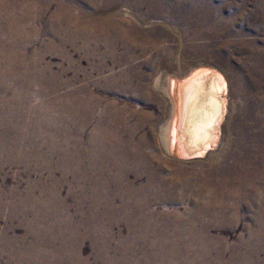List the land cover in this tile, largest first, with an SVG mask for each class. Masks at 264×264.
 Returning <instances> with one entry per match:
<instances>
[{"label": "rangeland", "instance_id": "obj_1", "mask_svg": "<svg viewBox=\"0 0 264 264\" xmlns=\"http://www.w3.org/2000/svg\"><path fill=\"white\" fill-rule=\"evenodd\" d=\"M36 1L37 0H34V1L33 0H24V1L23 0H0V44H1L0 45V78H1L0 79V109L2 108L0 111V113L2 112L0 114V118L2 119V120L0 119V130H1L0 131V203H1L0 204V230H1L0 231V264H16V263H19V264H37V263L38 264H79V263L80 264H85V263L86 264H110V263L111 264H118V263L119 264H124V263L125 264H133V263L134 264H147V263L148 264H168V263L180 264V259L181 261H183L181 262V264H188V263L189 264L190 263L191 264H217L218 263L217 257L224 259L223 260L224 262L225 261L229 262V257L230 255H232V250L236 249L235 245L238 242L248 244V249L253 248L252 247L253 243L250 242V240L249 242L248 241L243 242L241 239L238 238L240 232L242 231L244 227V224L248 221L247 214L250 213L249 210L244 209L245 207L243 205L241 206L242 208L241 207L239 209L235 208L233 209V211L230 210L231 206L233 207V205L235 204H233L232 200L228 198L230 197L228 195V185H230L229 183L232 184L234 182L231 181L232 178H229L228 185L226 186L222 184L220 185L221 175L215 174L211 172L209 169L207 170V168L211 167L208 164V162H199L197 164L196 163L184 164L185 170L181 168L183 170L179 173H176V171H174V167L170 168L171 170L163 169L164 171L158 172V169L162 168L160 165H158V169L155 172L157 173L156 177H159V178L156 181V185L157 184L158 185L157 186L155 185L154 196L144 195L142 199L138 201V203L133 202L135 204H131V205L126 204V207L125 206L123 207L120 205L119 206L106 205L102 203L99 198H96L95 201L97 202H95L91 206L90 204H87V203H83V202L77 203L75 201L74 194L72 193L73 192L72 185L74 183L73 177H72V128H71L72 127V119H71L72 118L71 117L72 116V113H71L72 100L69 99L71 98L70 96L69 97L67 96L69 94H72V54L74 53V51L72 47L71 26L73 27L75 24L77 25V23L75 22H73L72 24L73 17H75L76 15L80 13V11L82 10V7L86 11H88L91 8L89 5L87 6L88 3H86L85 1H81L77 3L76 7L75 5L72 4V0H50V1L40 0V2L38 3H36ZM108 1L112 3V6H111L112 8L110 7V11H108L106 16H104V21L105 20L106 21L105 23H103V25L108 26L109 29L111 28V30L117 34H120V33L126 34L128 31L129 32L127 34L131 33L129 35L130 41H128L127 44L136 47V51H137L136 55L134 56L133 62L139 64L140 66L139 70L142 73L147 74L149 76V79L151 78V76H154V74L157 72L162 58L165 55H167V53L169 52L172 54L173 57L175 58L179 57L183 62L193 63L195 61L196 62L205 61V62L213 63L212 66H215V67L219 66L222 70H224V72L226 73L230 81V86H228L229 88L227 87V92H226V95L229 96V97L227 96L229 98V99L227 98V107L228 106L229 107L226 110L225 117H227L231 111L232 113H234V110H232V104L233 102L234 103L236 102L237 97H238L237 94L235 93L236 92L235 79L237 77H243L244 79H246L247 81L245 82L247 84L246 85L247 87L245 86V88H247L246 89L247 97L248 98L250 97L249 99L253 97L254 98L257 97V100H256L257 104L255 105V110H254L255 113L254 111H252L251 117L248 120H246V124H247L246 131L248 132L249 135H252V136L257 135L256 131L258 130L256 129V126H255L256 124H255L254 119L257 115H259L262 119H264V117H262L264 116V112H261V107H259V103H258L259 96L262 95L261 97H264L263 95L264 91L262 89L260 90L262 86V80H259L258 78L255 80L252 77L253 76L251 73L252 64L250 65L251 62L248 61L249 58L247 56V53L248 51H250L249 49L251 48L253 49V51L257 52V55L259 56V58H261L262 55L264 57V8L258 9L257 7V5H259L258 0L256 1L241 0L243 2L242 4L240 3L241 2L240 0H222V1L221 0H193L194 2H192L191 0H181V1L179 0L177 1L176 0H166V1L165 0L163 1L162 0H108ZM101 2H106V0H102ZM255 3L256 5H254ZM16 5L17 6L19 5V6L17 7ZM260 5L262 6L264 4L262 3ZM245 6L249 8V10ZM61 8L63 10H61ZM60 14L61 16L59 17ZM117 21L122 24L117 23ZM50 26L53 28H51ZM187 26L188 28H186ZM191 27L193 28V30ZM243 39H245V41ZM209 41L210 43H208ZM101 49L103 50L104 48H102L101 46ZM217 56H219L220 58ZM11 57H12V60H11ZM95 58H97V56ZM216 58H219V59H216ZM252 62H254V60ZM40 69L41 71H45V74L43 76L40 74ZM96 74H97L96 72L92 73V79L100 78L101 75L99 76ZM55 76L57 77V80L65 83V87L62 89L56 90L57 92L56 91L52 92L51 90H44V91L42 90L43 91L42 92L39 90L38 85H35L34 80H39V79L44 78V79H49L51 81H54ZM29 83L31 85H28ZM151 90L154 91L152 89V86H151ZM229 94H231L232 98ZM56 103H58V105ZM4 114L5 116H3ZM154 115L159 121L161 110L155 109ZM4 121H6V123ZM34 125L36 126V128ZM261 126L264 130V124H262ZM68 128L70 132L68 131ZM46 129H47V132H46ZM229 130H230V127H229ZM62 131L63 133H66L67 135H63ZM223 134L225 135V133ZM224 137H223V141H221L219 145V148H221L225 143ZM246 145L248 146L249 144H246ZM169 167H172V166H169ZM198 167H202L203 169L206 168V170H202L200 173V171H198ZM218 173H221V172H218ZM168 175H171L173 177L168 176ZM262 175L263 177L261 179V184H264L263 182L264 181V171L262 172ZM185 178L187 180L186 182L184 181ZM173 181L175 182L173 183ZM181 182L182 183L185 182V183L182 184ZM206 184L209 186H207ZM223 186L225 188V192L223 190ZM219 192H220V195H219ZM42 193L45 195H43ZM75 193L76 194L80 193L78 188H75ZM215 194H217V197H215L216 196ZM12 195L14 196V198ZM108 195L109 197L113 196V194L109 191H108ZM248 196L250 197V198L248 197V200L249 202H251V200L253 199V196L252 195H248ZM199 197L201 201L199 200ZM204 197H207V199ZM158 200L160 201L158 202ZM196 200H199V201L197 202ZM241 202L243 201H240V203ZM205 203L207 205H205ZM88 205H89V208H88ZM223 205H226V206H223ZM226 212H228V214ZM172 216H174L175 219ZM183 217L184 218L186 217V218L184 219ZM46 218H48V220ZM89 219H91V222ZM39 220L40 221L42 220V221L40 222ZM85 221L86 222L89 221V223L88 222L85 223ZM151 224L153 225L151 226ZM34 227L35 229H33ZM87 227L89 228V230ZM71 228L72 229L75 228V230L73 229L74 230L73 231ZM146 229L148 232L146 231ZM67 231L71 233H68ZM41 232H44V233H41ZM178 233L180 236H178ZM6 234L7 236H5ZM46 235L48 238L46 237ZM159 236H161L162 238ZM164 237H166V239ZM156 238H157V241H156ZM67 239H70V240L66 241ZM79 239H81V242ZM82 239H83V242H82ZM164 239H165V242L163 241ZM186 239H188V241ZM201 239H203L204 241ZM4 241L7 245L4 243ZM120 241L123 243H121ZM65 242H67L68 244H66ZM74 242L76 245L74 244ZM167 243H168V246H167ZM170 243H172V245ZM9 244H11L12 246ZM128 246H130V248ZM213 246L215 248H213ZM38 247L41 249H38ZM62 247L64 250L62 249ZM56 249L58 251H56ZM155 249H157L158 251H156ZM165 249H168V250H165ZM26 252L28 255L26 254ZM79 253L81 257L79 256ZM76 255H77V258H76ZM23 256L26 257V259H24ZM119 258H121L122 260L121 259L119 260ZM21 259H22V262H21ZM163 260L164 261L166 260V261L163 262ZM226 262L225 264H229Z\"/></svg>", "mask_w": 264, "mask_h": 264}, {"label": "bare ground", "instance_id": "obj_2", "mask_svg": "<svg viewBox=\"0 0 264 264\" xmlns=\"http://www.w3.org/2000/svg\"><path fill=\"white\" fill-rule=\"evenodd\" d=\"M24 1V0H23ZM34 1V0H33ZM50 1V0H48ZM85 1L90 8L82 10L73 17L77 23L72 29V177L73 194L77 203L94 204L95 199L106 205L125 206L138 203L144 195L154 196L158 172L171 170L176 173L184 169V164L208 162L209 169L220 174V185H228V195L233 207L242 205L249 210L248 221L244 224L238 238L248 244L237 243L232 250L229 264H264V184H261L264 171V119L255 115L257 135L246 131V120L255 110L257 97L249 99L247 85L243 77L235 79L237 100L232 104V111L224 122V105L219 100L221 77L214 69L202 68L213 63L195 61L183 62L169 52L165 55L154 76L139 70L134 63L136 47L127 44L129 35L117 34L104 26V16L110 11L112 3L106 0H72V4ZM163 1V0H162ZM166 1V0H165ZM177 1V0H176ZM175 1V2H176ZM181 1V0H179ZM194 2L193 0H191ZM222 1V0H221ZM241 1V0H240ZM253 1V0H252ZM256 1V0H254ZM15 2V1H14ZM40 2L37 0L36 3ZM43 2V1H42ZM71 2V1H70ZM118 2V1H117ZM190 2V1H188ZM198 2V1H197ZM228 2V1H227ZM226 2V3H227ZM21 3V2H20ZM50 3V2H49ZM48 3V4H49ZM69 3V2H68ZM153 3V2H152ZM170 3V2H169ZM185 3V2H184ZM243 3L242 1L240 2ZM253 3V2H252ZM263 0H258L257 7L264 8ZM9 4V3H8ZM19 4V3H18ZM44 4V3H43ZM64 4V3H63ZM135 4V3H134ZM175 4V3H174ZM199 4V3H198ZM208 4V3H207ZM214 4V3H213ZM221 4V2H220ZM246 4V3H245ZM251 4V3H250ZM15 5V4H14ZM28 5V4H27ZM61 5V4H60ZM65 5V4H64ZM82 5V4H81ZM84 5V4H83ZM115 5V4H114ZM170 5V4H169ZM206 5V4H205ZM204 5V6H205ZM219 5V4H218ZM223 5V4H222ZM225 5V4H224ZM256 5V3L254 4ZM17 6V5H16ZM19 6V5H18ZM17 6V7H18ZM43 6V5H42ZM41 6V7H42ZM45 6V5H44ZM178 6V5H177ZM15 7V6H14ZM48 7V6H47ZM60 7V6H58ZM79 7V6H78ZM85 7V6H84ZM211 7V6H210ZM239 7V6H238ZM246 7V6H245ZM10 8V7H9ZM38 8V7H37ZM57 8V7H56ZM81 8V7H80ZM88 8V7H86ZM112 8V7H111ZM200 8V7H199ZM247 8V7H246ZM45 9V8H43ZM67 9V8H66ZM185 9V8H184ZM214 9V8H213ZM249 10V8H247ZM41 10V9H39ZM60 10V9H59ZM61 10H63L61 8ZM175 10V9H174ZM179 10V9H178ZM177 10V11H178ZM240 10V9H239ZM244 10V8H243ZM242 10V11H243ZM43 11V10H42ZM181 12V11H179ZM184 12V11H183ZM200 12V11H199ZM202 12V11H201ZM212 12V11H211ZM261 12V11H260ZM39 13V12H38ZM57 13V12H55ZM59 13V12H58ZM63 13V12H62ZM70 13V12H69ZM222 13V12H221ZM241 13V12H240ZM252 13V12H251ZM258 13V12H257ZM262 13V12H261ZM260 13V14H261ZM7 14V13H6ZM5 14V15H6ZM181 14V13H180ZM216 14V13H215ZM263 14V13H262ZM261 14V15H262ZM52 15V14H51ZM50 15V16H51ZM57 15V14H56ZM65 15V14H64ZM67 15V14H66ZM185 15V14H184ZM210 15V14H209ZM208 15V16H209ZM235 15V14H234ZM253 15V14H252ZM255 15V14H254ZM39 16V14H38ZM49 16V17H50ZM61 14L59 15V17ZM175 16V15H174ZM177 16V15H176ZM205 16V15H204ZM211 16V15H210ZM219 16V15H218ZM217 16V17H218ZM228 16V15H227ZM233 16V15H232ZM256 16V15H255ZM54 17V16H53ZM58 17V16H57ZM58 17V18H59ZM64 17V16H62ZM108 17V16H107ZM113 17V16H111ZM223 17V16H222ZM259 17V16H258ZM66 18V17H65ZM72 18V16H71ZM69 18V19H71ZM115 18V17H114ZM205 18V17H204ZM212 18V17H211ZM106 19V18H105ZM108 19V18H107ZM227 19V18H225ZM256 19V18H255ZM55 20V19H54ZM62 20V19H61ZM65 20V19H64ZM109 20V19H108ZM113 20V19H112ZM111 20V22H112ZM117 20V18H116ZM199 20V19H198ZM253 20V19H252ZM52 21V20H51ZM67 21V20H66ZM120 21V20H119ZM213 21V20H212ZM233 21V20H232ZM235 21V20H234ZM49 22V21H48ZM68 22V21H67ZM116 22V21H115ZM128 22V21H127ZM193 22V20H192ZM200 22V21H199ZM257 22V21H256ZM51 23V22H50ZM62 23V22H61ZM60 23V24H61ZM70 23V22H69ZM117 23H119L117 21ZM214 23V22H213ZM229 23V22H228ZM47 24V23H46ZM49 24V23H48ZM68 24V23H66ZM114 24V23H113ZM112 24V25H113ZM122 24V23H119ZM192 24V23H191ZM202 24V23H201ZM256 24V23H255ZM51 25V24H50ZM53 25V24H52ZM200 25V24H199ZM206 25V24H205ZM221 25V24H220ZM229 25V24H228ZM62 26V25H61ZM59 26V27H61ZM111 26V25H110ZM120 26V25H119ZM196 26V25H195ZM201 26V25H200ZM204 26V25H203ZM51 27V26H50ZM56 27V26H55ZM219 27V26H218ZM227 27V26H226ZM53 28V27H51ZM120 28V27H119ZM133 28V27H132ZM188 28V26L186 27ZM192 28V27H191ZM248 28V27H247ZM129 29V28H128ZM196 29V28H195ZM204 29V28H203ZM226 29V28H225ZM50 30V29H49ZM52 30V29H51ZM60 30V29H59ZM114 30V29H113ZM118 30V29H117ZM134 30V29H133ZM193 30V28H192ZM228 30V29H227ZM195 31V30H194ZM209 31V30H208ZM255 31V30H254ZM59 32V31H58ZM113 32V33H112ZM132 32V31H130ZM134 32V31H133ZM220 32V31H219ZM243 32V31H242ZM257 32V31H256ZM49 33V32H48ZM57 33V32H55ZM54 33V34H55ZM213 33V32H212ZM234 33V32H233ZM232 33V34H233ZM244 33V32H243ZM53 34V35H54ZM194 34V33H193ZM257 34V33H256ZM56 35V34H55ZM212 35V34H211ZM236 35V34H235ZM234 35V36H235ZM242 35V34H241ZM249 35V34H248ZM134 36V35H133ZM132 36V37H133ZM138 36V35H137ZM205 36V34H204ZM207 36V35H206ZM213 36V35H212ZM240 36V35H239ZM260 36V35H259ZM258 36V37H259ZM57 37V36H56ZM60 37V36H59ZM196 37V36H195ZM200 37V36H199ZM230 37V36H229ZM241 37V36H240ZM61 38V37H60ZM206 38V37H205ZM212 38V37H211ZM227 38V37H226ZM232 38V37H231ZM257 38V37H256ZM215 39V38H214ZM222 39V38H221ZM247 39V37H246ZM54 40V39H52ZM139 40V39H138ZM141 40V39H140ZM196 40V39H195ZM206 40V39H205ZM211 40V39H210ZM223 40V39H222ZM236 40V39H235ZM245 41V39H243ZM254 40V39H252ZM134 41V40H133ZM213 41V40H212ZM226 41V40H225ZM234 41V40H233ZM251 41V40H250ZM3 42V41H1ZM220 42V41H219ZM232 42V41H231ZM135 43V42H134ZM207 43V42H206ZM210 43V41L208 42ZM222 43V42H221ZM225 43V42H224ZM228 43V42H227ZM254 43V42H253ZM18 44V43H17ZM121 44V45H119ZM132 44V43H131ZM141 44V43H140ZM213 44V43H212ZM219 44V43H218ZM230 44V43H229ZM249 44V43H248ZM1 45V44H0ZM201 45V44H200ZM234 45V44H232ZM243 45V44H242ZM250 45V44H249ZM258 45V44H257ZM261 45V44H260ZM3 46V45H2ZM5 46V45H4ZM104 48L103 50L101 49ZM219 46V45H218ZM228 46V45H227ZM230 46V45H229ZM9 48V47H8ZM147 48V47H146ZM212 48V47H211ZM250 48V46H249ZM261 48V47H260ZM142 49V48H141ZM248 49V48H247ZM7 50V48H6ZM12 50V49H11ZM207 50V49H206ZM247 56L251 62L252 77L262 80L264 91V57L261 58L253 49ZM12 52V51H11ZM10 52V53H11ZM202 52V51H201ZM221 52V51H220ZM6 53V52H5ZM205 53V52H203ZM209 53V52H208ZM246 53V52H245ZM7 54V53H6ZM145 54V53H144ZM223 54V53H222ZM139 55V54H138ZM137 55V56H138ZM218 55V54H217ZM220 55V53H219ZM227 55V54H226ZM236 55V54H235ZM261 55V54H260ZM2 56V55H1ZM97 56V58H95ZM141 56V55H140ZM213 56V55H212ZM8 57V56H7ZM18 57V55H17ZM219 57V56H217ZM235 57V56H234ZM240 57V56H239ZM10 58V57H9ZM215 58V57H214ZM220 58V57H219ZM216 58V59H219ZM3 59V58H2ZM7 59V58H5ZM226 59V58H225ZM254 60V62L251 61ZM12 60V57H11ZM6 61V60H5ZM244 61V60H243ZM242 61V62H243ZM19 63V62H18ZM147 63V62H146ZM225 64V63H224ZM4 65V64H3ZM15 65V64H14ZM19 65V64H18ZM28 65V64H27ZM31 65V64H30ZM149 65V64H148ZM23 66V65H22ZM217 66V65H216ZM6 67V66H5ZM34 67V66H33ZM215 67V66H214ZM218 67V68H217ZM230 86L228 76L219 66ZM241 67V66H240ZM16 68V67H15ZM19 68V67H18ZM22 68V67H21ZM13 69V67H12ZM143 69V68H142ZM150 69V68H149ZM237 69V68H236ZM2 70V69H1ZM11 70V69H10ZM17 70V69H16ZM34 70V69H33ZM250 70V69H249ZM15 71V70H14ZM20 71V70H19ZM101 75L92 79V73ZM3 72V71H2ZM38 72V71H37ZM56 72V71H55ZM21 73V72H20ZM23 73V72H22ZM28 73V72H27ZM235 73V72H234ZM237 73V72H236ZM43 76L45 71H41ZM55 74V73H54ZM59 74V73H58ZM23 75V74H22ZM28 75V74H27ZM37 75V74H36ZM250 75V74H249ZM17 76V75H16ZM251 76V75H250ZM15 77V76H14ZM18 77V76H17ZM31 77V76H30ZM13 78V77H12ZM27 78V77H26ZM1 79V78H0ZM5 80V79H4ZM2 80V81H4ZM33 80V79H32ZM31 80V81H32ZM40 91H56L65 87L64 82L49 79L34 80ZM223 82V81H222ZM4 83V82H3ZM9 83V82H8ZM17 83V82H16ZM26 83V82H25ZM250 84V83H249ZM22 85V84H21ZM28 85H31L30 83ZM152 89L154 91L151 90ZM29 87V86H28ZM27 87V88H28ZM31 87V86H30ZM247 87V86H246ZM249 87V86H248ZM256 87V86H255ZM229 88V87H228ZM38 89V88H37ZM231 89V88H230ZM8 90V89H7ZM25 90V89H24ZM33 90V89H32ZM253 90V89H252ZM4 91V90H3ZM16 91V90H15ZM26 91V90H25ZM42 91V92H43ZM256 91V90H255ZM258 91V90H257ZM41 92V93H42ZM57 92V91H56ZM68 92V91H67ZM250 92V91H249ZM254 92V91H253ZM34 93V92H33ZM40 94V93H39ZM65 94V93H64ZM38 95V94H37ZM231 96V94H229ZM264 95V94H263ZM228 96V95H227ZM262 96V95H261ZM259 96L258 103L264 112V97ZM13 97V96H12ZM229 97V96H228ZM227 97V98H228ZM14 98V97H13ZM19 98V97H18ZM61 98V97H60ZM226 98V97H225ZM232 98V96H231ZM11 99V98H10ZM23 99V98H22ZM59 99V98H58ZM229 99V98H228ZM6 100V99H5ZM13 100V99H12ZM63 100V99H62ZM235 100V99H234ZM68 101V100H67ZM229 101V100H228ZM17 102V101H16ZM59 102V101H58ZM63 102V101H62ZM65 102V101H64ZM69 102V101H68ZM10 103V102H9ZM14 103V102H13ZM237 103V104H236ZM5 104V103H4ZM7 104V103H6ZM58 105V103H56ZM156 104V106H155ZM69 105V103H68ZM67 105V106H68ZM7 106V105H6ZM45 106V105H44ZM66 106V105H65ZM60 107V106H59ZM58 107V108H59ZM62 107V106H61ZM222 107V109H221ZM46 108V107H45ZM67 108V107H65ZM2 109V108H1ZM0 109V111H1ZM41 109V108H40ZM48 109V108H47ZM62 109V108H61ZM160 109L158 119L154 110ZM221 109V111H220ZM230 109V108H229ZM9 110V109H8ZM46 110V109H45ZM44 110V111H45ZM19 111V110H18ZM36 111V110H35ZM61 111V110H60ZM63 112V110H62ZM67 112V111H66ZM69 112V110H68ZM2 113V112H1ZM0 113V114H1ZM9 113V112H7ZM13 113V112H12ZM11 113V114H12ZM39 113V112H37ZM65 113V112H64ZM255 113V111H254ZM69 114V113H68ZM263 114V113H262ZM261 114V115H262ZM5 116V114L3 115ZM8 116V115H7ZM6 116V117H7ZM68 116V115H67ZM264 117V116H262ZM9 118V117H8ZM39 118V117H38ZM70 118V117H68ZM1 119V118H0ZM2 120V119H1ZM40 120V119H39ZM158 121V122H157ZM6 123V121H4ZM3 122V123H4ZM43 122V121H42ZM69 122V121H68ZM157 122V123H156ZM233 122V123H232ZM221 123V125H220ZM2 124V123H1ZM51 124V123H50ZM70 124V123H69ZM7 125V124H6ZM58 125V124H57ZM13 126V125H12ZM15 126V124H14ZM13 126V127H14ZM31 126V125H30ZM35 126V125H34ZM46 126V125H45ZM32 127V126H31ZM44 127V126H43ZM48 127V126H47ZM46 127V128H47ZM218 127L219 131H215ZM230 127V130H229ZM8 128V127H7ZM30 128V127H29ZM36 128V126H35ZM63 128V127H62ZM254 128V127H253ZM57 129V128H56ZM5 130V129H4ZM18 130V129H17ZM52 130V129H51ZM58 130V129H57ZM63 130V129H62ZM1 131V130H0ZM9 131V130H8ZM39 131V130H38ZM44 131V130H43ZM69 131V128H68ZM47 132V129H46ZM57 132V131H56ZM61 132V131H60ZM70 132V131H69ZM6 133V132H5ZM63 133V131H62ZM225 133V135L223 134ZM50 134V132H49ZM60 134V133H59ZM13 135V134H12ZM42 135V134H40ZM47 135V134H46ZM63 135H67L63 133ZM49 136V135H48ZM51 136V135H50ZM70 136V134H69ZM68 136V137H69ZM225 136V137H224ZM3 137V136H1ZM61 137V136H60ZM65 137V136H64ZM224 145L219 148L221 141ZM46 138V136H45ZM50 138V137H49ZM70 138V137H69ZM66 139V138H65ZM48 140V138H47ZM66 144V143H65ZM246 144H249L248 146ZM252 144V145H251ZM64 148V147H63ZM67 150V149H66ZM67 153V151H66ZM70 157V156H69ZM188 160V162H187ZM203 164V163H201ZM168 166V167H167ZM172 166V167H169ZM183 168V169H181ZM173 170V169H172ZM185 170V169H184ZM188 170V169H187ZM206 168L198 167V171ZM195 171V170H194ZM197 171V170H196ZM221 172V173H218ZM156 173V174H155ZM188 173V172H187ZM199 173V174H200ZM191 174V173H189ZM193 174V173H192ZM198 175V174H197ZM226 175V176H225ZM167 176V175H166ZM171 176V175H168ZM186 176V175H185ZM194 176V175H193ZM212 176V175H211ZM173 177V176H171ZM179 177V176H178ZM189 177V175H188ZM196 177V176H195ZM201 177V176H200ZM210 177V176H209ZM144 178V179H143ZM177 178V177H176ZM170 179V177H169ZM182 179V178H181ZM191 180V179H190ZM213 180V179H212ZM161 181V180H160ZM169 181V180H168ZM187 181L186 178L184 180ZM196 181V180H195ZM175 181H173L174 183ZM177 182V181H176ZM180 182V181H179ZM184 182V183H185ZM192 182V181H190ZM197 182V181H196ZM264 182V181H263ZM166 183V182H165ZM182 183V182H181ZM182 183V184H184ZM188 183V182H187ZM195 183V182H194ZM215 184V183H214ZM158 185V184H157ZM156 185V186H157ZM176 185V184H175ZM207 185V184H206ZM160 186V184H159ZM171 186V185H170ZM187 186V185H186ZM209 186V185H207ZM223 190L225 192V188ZM151 187V188H149ZM154 187V188H153ZM169 187V186H168ZM78 188L80 193H75ZM110 188V190H109ZM166 188V186H165ZM175 188V187H174ZM173 188V189H174ZM185 188V187H184ZM203 188V186H202ZM172 189V190H173ZM177 189V188H176ZM187 189V187H186ZM211 189V188H210ZM164 190V189H163ZM198 190V189H197ZM203 190V189H202ZM207 190V189H206ZM218 190V189H217ZM108 191L113 194L109 197ZM171 191V190H170ZM182 191V190H181ZM189 191V190H188ZM204 191V190H203ZM211 191V190H209ZM221 191V190H220ZM175 192V191H174ZM183 192V191H182ZM197 192V191H196ZM217 192V191H216ZM28 193V192H27ZM161 193V192H160ZM187 193V192H186ZM209 193V192H208ZM23 194V193H22ZM33 194V193H32ZM43 194V193H42ZM110 194V193H109ZM159 194V193H158ZM171 194V193H170ZM175 194V193H174ZM212 194V193H211ZM45 195V194H43ZM48 195V194H47ZM157 195V194H156ZM183 195V194H182ZM186 195V194H185ZM184 195V196H185ZM201 195V194H200ZM217 197V194H215ZM220 195V192H219ZM248 195H252L251 202ZM13 196V195H12ZM17 196V195H15ZM29 196V195H28ZM160 196V195H159ZM165 196V195H164ZM173 196V195H172ZM187 196V195H186ZM224 196V195H223ZM226 196V195H225ZM251 196V198H252ZM27 197V196H26ZM156 197V196H155ZM183 197V196H182ZM194 197V196H193ZM214 197V196H213ZM227 197V196H226ZM14 198V196H13ZM24 198V197H23ZM190 198V197H188ZM207 199V197H204ZM227 198V199H228ZM250 198V197H249ZM98 199V201H99ZM153 199V198H152ZM160 199V198H159ZM173 199V197H172ZM186 199V198H185ZM193 199V198H192ZM209 199V198H208ZM51 200V199H50ZM151 200V199H150ZM175 200V199H174ZM190 200V199H189ZM200 200V197H199ZM199 200H196L197 202ZM217 200V199H216ZM222 200V199H221ZM13 201V200H12ZM16 201V200H15ZM30 201V199H29ZM143 201V200H142ZM157 201V200H156ZM160 200H158L159 202ZM178 201V200H177ZM180 201V200H179ZM185 201V200H184ZM192 201V200H191ZM201 201V200H200ZM220 201V200H219ZM227 201V200H226ZM240 201H243L240 203ZM17 202V201H16ZM48 202V201H47ZM135 202V203H133ZM175 202V201H174ZM181 202V201H180ZM179 202V203H180ZM196 202V203H197ZM208 202V201H207ZM214 202V201H213ZM14 203V202H13ZM18 203V202H17ZM101 203V204H102ZM146 203V202H145ZM152 203V202H151ZM157 203V202H156ZM155 203V204H156ZM161 203V202H160ZM195 203V202H194ZM200 203V202H199ZM222 203V202H221ZM1 204V203H0ZM27 204V203H26ZM148 204V203H147ZM150 204V203H149ZM154 204V203H153ZM184 204V203H183ZM211 204V203H210ZM217 204V203H216ZM226 204V203H225ZM25 205V204H24ZM23 205V206H24ZM44 205V204H43ZM193 205V204H192ZM199 205V204H197ZM205 205H207L205 203ZM213 205V204H212ZM22 206V205H20ZM40 206V205H39ZM42 206V205H41ZM159 206V205H158ZM157 206V207H158ZM194 206V205H193ZM202 206V204H201ZM209 206V205H208ZM211 206V205H210ZM226 206V205H223ZM15 207V206H14ZM26 207V206H25ZM96 207V206H95ZM128 207V206H127ZM143 207V205H142ZM156 207V208H157ZM181 207V206H180ZM12 208V207H11ZM27 208V207H26ZM47 208V207H46ZM89 208V205H88ZM149 208V207H148ZM178 208V207H177ZM183 208V207H182ZM188 208V207H187ZM206 208V207H205ZM204 208V209H205ZM211 208V207H209ZM224 208V207H223ZM222 208V210H223ZM242 208V207H241ZM39 209V208H38ZM42 209V208H41ZM99 209V207H98ZM140 209V208H139ZM152 209V208H151ZM186 209V208H185ZM193 209V208H192ZM214 209V208H213ZM19 210V209H18ZM21 210V209H20ZM25 210V209H23ZM45 210V209H44ZM51 210V209H50ZM95 210V209H93ZM97 210V209H96ZM133 210V209H131ZM130 210V211H131ZM144 210V209H143ZM161 210V209H160ZM194 210V209H193ZM209 210V209H208ZM219 210V209H218ZM228 210V209H227ZM14 211V210H13ZM42 211V210H41ZM90 211V210H89ZM100 211V210H99ZM108 211V210H107ZM110 211V210H109ZM123 211V210H122ZM174 211V210H173ZM184 211V210H183ZM188 211V210H187ZM195 211V210H194ZM225 211V210H224ZM54 212V211H53ZM186 212V211H185ZM208 212V211H206ZM222 212V211H221ZM238 212V211H237ZM13 213V212H12ZM28 213V212H27ZM115 213V212H114ZM134 213V212H133ZM157 213V212H156ZM159 213V212H158ZM171 213V212H170ZM228 214V212H226ZM240 213V212H239ZM17 214V213H16ZM37 214V213H36ZM41 214V213H40ZM80 214V213H79ZM97 214V213H96ZM122 214V213H121ZM169 214V212H168ZM192 214V213H191ZM201 214V213H200ZM10 215V214H9ZM8 215V216H9ZM20 215V214H19ZM52 215V214H51ZM103 215V214H102ZM155 215V214H154ZM167 215V214H166ZM165 215V216H166ZM188 215V214H187ZM210 215V214H209ZM212 215V214H211ZM222 215V214H221ZM235 215V214H233ZM48 216V215H47ZM50 216V215H49ZM57 216V215H56ZM116 216V215H114ZM123 216V215H122ZM121 216V217H122ZM147 216V215H146ZM238 216V215H237ZM12 217V216H11ZM18 217V216H17ZM34 217V216H33ZM92 217V216H91ZM100 217V215H99ZM113 217V216H112ZM174 217V216H172ZM182 217V216H181ZM187 217V216H186ZM185 217V218H186ZM196 217V216H195ZM203 217V216H202ZM234 217V216H233ZM244 217V216H243ZM21 218V217H20ZM42 218V217H41ZM59 218V217H58ZM64 218V217H63ZM68 218V217H67ZM82 218V217H81ZM102 218V217H101ZM124 218V217H123ZM127 218V217H126ZM137 218V217H136ZM184 218V217H183ZM184 218V219H185ZM190 218V217H189ZM237 218V217H236ZM9 219V218H8ZM22 219V218H21ZM33 219V218H32ZM35 219V218H34ZM48 220V218H46ZM118 219V218H117ZM150 219V218H149ZM155 219V218H154ZM157 219V218H156ZM163 219V218H162ZM175 219V217H174ZM177 219V217H176ZM197 219V218H196ZM232 219V217H231ZM235 219V218H234ZM11 220V219H10ZM27 220V219H26ZM36 220V219H35ZM53 220V219H52ZM56 220V218H55ZM91 222V219H89ZM98 220V219H97ZM111 220V219H110ZM114 220V219H113ZM140 220V219H139ZM166 220V219H165ZM183 220V219H182ZM189 220V219H188ZM193 220V218H192ZM17 221V220H16ZM34 221V220H33ZM40 221V220H39ZM42 221V220H41ZM40 221V222H41ZM63 221V220H62ZM78 221V220H77ZM96 221V220H95ZM132 221V220H131ZM129 221V222H131ZM145 221V220H144ZM157 221V220H156ZM161 221V220H160ZM177 221V220H176ZM11 222V221H10ZM21 222V221H20ZM24 222V221H22ZM26 222V221H25ZM46 222V221H45ZM44 222V223H45ZM89 223V221H87ZM85 221V223H87ZM99 222V221H98ZM103 222V221H102ZM115 222V221H114ZM137 222V221H136ZM172 222V221H171ZM187 222V221H186ZM18 223V222H17ZM32 223V222H31ZM37 223V222H36ZM62 223V222H61ZM71 223V222H70ZM79 223V222H78ZM77 223V224H78ZM84 223V222H83ZM94 223V222H93ZM147 223V222H146ZM150 223V222H149ZM154 223V221H153ZM163 223V221H162ZM161 223V224H162ZM195 223V222H194ZM203 223V222H202ZM239 223V222H238ZM7 224V223H6ZM72 224V223H71ZM98 224V223H97ZM141 224V223H140ZM139 224V226H140ZM148 224V223H147ZM189 224V223H188ZM196 224V223H195ZM19 225V224H18ZM44 225V224H43ZM62 225V224H61ZM90 225V224H89ZM133 225V223H132ZM146 225V224H145ZM153 224H151L152 226ZM156 225V224H155ZM159 225V224H158ZM157 225V226H158ZM172 225V224H171ZM193 225V224H192ZM210 225V224H209ZM214 225V224H213ZM235 225V224H234ZM6 226V225H5ZM9 226V225H8ZM34 226V225H33ZM37 226V225H36ZM45 226V225H44ZM50 226V225H49ZM60 226V224H59ZM76 226V225H75ZM96 226V225H95ZM147 226V225H146ZM145 226V227H146ZM165 226V225H164ZM168 226V225H167ZM189 226V225H188ZM12 227V226H11ZM10 227V228H11ZM32 227V226H31ZM30 227V228H31ZM57 227V226H56ZM65 227V226H64ZM73 227V226H71ZM89 227V226H88ZM87 227V228H88ZM128 227V226H127ZM150 227V226H149ZM179 227V226H178ZM198 227V226H197ZM200 227V226H199ZM206 227V225H205ZM204 227V229H205ZM227 227V226H226ZM230 227V226H229ZM236 227V226H235ZM2 228V227H1ZM9 228V227H7ZM29 228V227H28ZM27 228V229H28ZM44 228V227H43ZM47 228V226H46ZM49 228V227H48ZM54 228V227H53ZM62 228V227H61ZM78 228V227H77ZM213 228V227H212ZM225 228V227H223ZM5 229V228H4ZM3 229V230H4ZM19 229V228H18ZM35 229V227L33 228ZM57 229V228H56ZM72 229V228H71ZM75 230V228H73ZM72 229V230H73ZM97 229V228H95ZM102 229V228H101ZM135 229V227H134ZM153 229V228H152ZM161 229V228H160ZM179 229V228H178ZM187 229V228H186ZM200 229V228H199ZM227 229V228H226ZM24 230V229H23ZM54 230V229H53ZM71 230V231H72ZM73 230V231H74ZM83 230V229H82ZM89 230V228H88ZM133 230V228H132ZM143 230V229H141ZM145 230V229H144ZM150 230V228H149ZM158 230V229H157ZM176 230V229H175ZM192 230V228H191ZM190 230V231H191ZM1 231V230H0ZM8 231V230H7ZM34 231V230H33ZM81 231V230H80ZM97 231V230H96ZM102 231V230H101ZM147 231V229H146ZM163 231V230H161ZM174 231V230H173ZM189 231V230H188ZM223 231V230H222ZM225 231V230H224ZM227 231V230H226ZM9 232V231H8ZM20 232V231H19ZM22 232V231H21ZM29 232V231H28ZM52 232V231H51ZM66 232V231H65ZM68 232V231H67ZM94 232V231H93ZM99 232V230H98ZM103 232V231H102ZM135 232V230H134ZM133 232V233H134ZM148 232V231H147ZM146 232V233H147ZM153 232V231H152ZM160 232V231H159ZM182 232V231H181ZM194 232V230H193ZM217 232V231H216ZM25 233V232H24ZM44 233V232H41ZM46 233V232H45ZM53 233V232H52ZM71 233V232H68ZM74 233V232H73ZM107 233V232H106ZM131 233V232H130ZM141 233V232H140ZM170 233V232H169ZM184 233V232H183ZM218 233V232H217ZM220 233V232H219ZM17 234V233H16ZM21 234V233H20ZM49 234V233H48ZM63 234V233H62ZM67 234V233H66ZM76 234V233H75ZM128 234V233H127ZM139 234V233H138ZM145 234V233H144ZM159 234V233H158ZM157 234V235H158ZM171 234V233H170ZM188 234V233H187ZM204 234V233H203ZM212 234V233H211ZM222 234V233H221ZM226 234V233H225ZM26 235V234H25ZM29 235V234H28ZM36 235V234H35ZM43 235V234H42ZM41 235V237H42ZM91 235V234H90ZM94 235V233H93ZM134 235V234H133ZM148 235V234H147ZM150 235V233H149ZM184 235V234H183ZM196 235V234H195ZM234 235V234H233ZM7 236V234L5 235ZM15 236V235H14ZM33 236V235H32ZM50 236V235H49ZM52 236V235H51ZM62 236V235H61ZM112 236V235H111ZM127 236V235H126ZM129 236V235H128ZM135 236V235H134ZM140 236V235H139ZM145 236V235H144ZM152 236V235H151ZM162 236V235H161ZM159 236V237H161ZM168 236V235H166ZM178 236L179 233H178ZM189 236V235H188ZM199 236V235H198ZM197 236V237H198ZM222 236V235H221ZM220 236V237H221ZM10 237V236H9ZM13 237V236H12ZM24 237V236H23ZM47 237V235H46ZM45 237V238H46ZM110 237V236H109ZM147 237V236H146ZM145 237V238H146ZM210 237V236H209ZM39 238V237H38ZM44 238V237H43ZM48 238V237H47ZM72 238V236H71ZM94 238V237H93ZM92 238V239H93ZM103 238V237H102ZM105 238V237H104ZM120 238V237H119ZM129 238V237H128ZM155 238V237H153ZM162 238V237H161ZM166 239V237H164ZM199 238V237H198ZM203 238V237H202ZM14 239V238H13ZM22 239V237H21ZM63 239V238H62ZM101 239V238H100ZM131 239V238H130ZM129 239V241H130ZM165 239L163 240L165 242ZM169 239V238H168ZM195 239V238H194ZM204 239V238H203ZM201 239V240H203ZM214 239V238H213ZM218 239V238H217ZM216 239V240H217ZM17 240V239H16ZM47 240V239H46ZM70 239H67L68 241ZM75 240V239H74ZM81 242V239H79ZM95 240V239H94ZM135 240V239H133ZM141 240V238H140ZM161 240V239H160ZM176 240V239H175ZM174 240V241H175ZM188 241V239H186ZM235 240V239H234ZM240 240V241H241ZM41 241V240H39ZM56 241V240H55ZM122 241V239H121ZM120 241V242H121ZM146 241V240H145ZM157 241V238H156ZM170 241V240H169ZM193 241V240H192ZM204 241V240H203ZM221 241V240H220ZM224 241V240H223ZM12 242V241H11ZM10 242V243H11ZM52 242V241H51ZM83 242V239H82ZM128 242V241H127ZM161 242V241H160ZM167 242V241H166ZM178 242V241H176ZM175 242V243H176ZM186 242V241H184ZM201 242V241H200ZM206 242V240H205ZM217 242V241H216ZM235 242V241H234ZM5 243V241H4ZM29 243V242H28ZM42 243V242H41ZM64 243V242H63ZM68 244L67 242H65ZM77 243V241H76ZM90 243V241H89ZM93 243V242H92ZM91 243V244H92ZM101 243V242H99ZM110 243V242H109ZM123 243V242H121ZM163 243V242H162ZM203 243V242H202ZM220 243V242H219ZM218 243V244H219ZM224 243V242H223ZM233 243V241H232ZM6 244V243H5ZM4 244V245H5ZM24 244V242H23ZM48 244V243H47ZM62 244V243H61ZM72 244V243H70ZM75 244V242H74ZM129 244V243H128ZM144 244V243H143ZM149 244V243H148ZM161 244V243H160ZM172 245V243H170ZM185 244V243H183ZM188 244V243H187ZM192 244V243H191ZM7 245V244H6ZM11 245V244H9ZM44 245V244H43ZM76 245V244H75ZM159 245V244H158ZM166 245V244H165ZM182 245V244H181ZM215 245V244H214ZM221 245V244H220ZM12 246V245H11ZM17 246V245H15ZM22 246V245H21ZM62 246V245H61ZM65 246V244H64ZM72 246V245H71ZM70 246V248H71ZM92 246V245H91ZM97 246V245H96ZM102 246V245H101ZM107 246V245H106ZM105 246V247H106ZM131 246V245H130ZM130 246H128L130 248ZM135 246V245H134ZM138 246V244H137ZM140 246V245H139ZM147 246V244H146ZM163 246V245H162ZM168 246V243H167ZM201 246V245H200ZM204 246V245H203ZM229 246V245H228ZM232 246V245H231ZM3 247V246H2ZM32 247V246H31ZM35 247V246H34ZM33 247V248H34ZM40 247V245H39ZM38 249H41L39 248ZM81 247V246H80ZM154 247V246H153ZM194 247V246H193ZM221 247V246H220ZM251 247V245H250ZM10 248V247H9ZM30 248V247H29ZM37 248V247H36ZM53 248V247H52ZM59 248V247H58ZM66 248V247H65ZM79 248V246H78ZM107 248V247H106ZM128 248V250H129ZM144 248V247H143ZM148 248V247H147ZM156 248V247H155ZM159 248V247H158ZM186 248V247H185ZM208 248V247H207ZM213 248H215L213 246ZM217 248V246H216ZM222 248V247H221ZM233 248V247H232ZM19 249V248H18ZM17 249V250H18ZM63 249V247H62ZM67 249V248H66ZM121 249V248H120ZM133 249V248H132ZM154 249V248H153ZM200 249V248H199ZM210 249V248H209ZM207 249V250H209ZM14 250V249H13ZM21 250V249H20ZM47 250V249H46ZM61 250V249H60ZM64 250V249H63ZM78 250V249H77ZM98 250V249H97ZM105 250V249H104ZM123 250V249H122ZM158 251L157 249H155ZM168 250V249H165ZM189 250V249H188ZM191 250V249H190ZM205 250V249H204ZM215 250V249H214ZM218 250V249H217ZM216 250V251H217ZM229 250V249H228ZM7 251V250H5ZM19 251V250H18ZM22 251V250H21ZM52 251V250H51ZM56 251H58L56 249ZM72 251V250H71ZM70 251V252H71ZM76 251V250H75ZM80 251V250H79ZM106 251V250H105ZM131 251V249H130ZM142 251V250H141ZM140 251V252H141ZM146 251V249H145ZM171 251V250H170ZM203 251V249H202ZM12 252V251H11ZM14 252V251H13ZM28 252V251H27ZM26 252V254H27ZM33 252V251H32ZM31 252V253H32ZM37 252V251H36ZM62 252V251H61ZM69 252V251H68ZM78 252V251H77ZM99 252V251H98ZM125 252V251H124ZM128 252V251H127ZM138 252V251H137ZM151 252V251H150ZM155 252V251H154ZM162 252V251H161ZM177 252V251H176ZM209 252V251H208ZM212 252V251H211ZM210 252V253H211ZM19 253V252H18ZM29 253V254H31ZM43 253V252H41ZM56 253V252H55ZM96 253V252H95ZM109 253V251H108ZM120 253V252H119ZM131 253V252H130ZM135 253V252H134ZM181 253V252H180ZM197 253V252H196ZM207 253V252H206ZM218 253V252H217ZM222 253V252H220ZM51 254V253H50ZM58 254V253H57ZM56 254V255H57ZM94 254V253H93ZM92 254V255H93ZM99 254V253H98ZM115 254V253H114ZM113 254V255H114ZM127 254V253H126ZM138 254V253H136ZM185 254V253H184ZM195 254V253H194ZM193 254V255H194ZM204 254V253H203ZM202 254V255H203ZM18 255V254H17ZM28 255V254H27ZM43 255V254H42ZM45 255V254H44ZM66 255V253H65ZM69 255V254H67ZM104 255V254H103ZM111 255V254H110ZM116 255V254H115ZM155 255V254H154ZM190 255V254H189ZM192 255V256H193ZM213 255V254H212ZM223 255V254H222ZM10 256V255H9ZM15 256V255H14ZM22 256V255H21ZM30 256V255H29ZM34 256V255H33ZM80 256V253H79ZM98 256V255H97ZM122 256V255H121ZM131 256V255H130ZM179 256V255H178ZM205 256V255H204ZM208 256V255H207ZM24 257V256H23ZM62 257V256H61ZM69 257V256H68ZM72 257V256H71ZM81 257V256H80ZM115 257V256H114ZM141 257V256H140ZM171 257V256H170ZM177 257V256H176ZM191 257V256H190ZM63 258V257H62ZM74 258V257H73ZM77 258V255H76ZM79 258V257H78ZM99 258V257H98ZM104 258V257H103ZM102 258V259H103ZM106 258V257H105ZM116 258V257H115ZM114 258V259H115ZM149 258V257H148ZM156 258V257H155ZM192 258V257H191ZM190 258V259H191ZM224 258V257H223ZM15 259V258H14ZM17 259V258H16ZM26 259V257H24ZM55 259V258H54ZM95 259V258H94ZM97 259V258H96ZM113 259V260H114ZM121 258H119L120 260ZM143 259V258H142ZM165 259V258H164ZM174 259V258H173ZM207 259V258H206ZM213 259V258H212ZM9 260V259H8ZM30 260V259H29ZM34 260V259H33ZM32 260V261H33ZM38 260V259H37ZM122 260V259H121ZM127 260V259H126ZM157 260V259H156ZM169 260V259H168ZM177 260V258H176ZM188 260V259H187ZM194 260V259H193ZM200 260V259H199ZM210 260V259H209ZM217 257V264H225ZM26 261V260H24ZM40 261V260H39ZM106 261V260H105ZM110 261V260H109ZM166 261V260H165ZM163 260V262H165ZM17 262V261H16ZM22 262V259H21ZM28 262V261H27ZM43 262V260H42ZM45 262V261H44ZM49 262V261H48ZM53 262V261H52ZM65 262V261H64ZM107 262V261H106ZM114 262V261H113ZM112 262V263H113ZM117 262V261H116ZM120 262V261H119ZM129 262V261H128ZM131 262V261H130ZM135 262V261H134ZM180 259V264H181ZM35 263V262H34ZM73 263V261H72ZM76 263V262H75ZM79 263V262H78ZM156 263V262H155ZM185 263V261H184ZM19 264V263H16ZM38 264V263H37ZM80 264V263H79ZM86 264V263H85ZM111 264V263H110ZM119 264V263H118ZM125 264V263H124ZM134 264V263H133ZM148 264V263H147ZM170 264V263H168ZM189 264V263H188ZM191 264V263H190Z\"/></svg>", "mask_w": 264, "mask_h": 264}, {"label": "water", "instance_id": "obj_3", "mask_svg": "<svg viewBox=\"0 0 264 264\" xmlns=\"http://www.w3.org/2000/svg\"><path fill=\"white\" fill-rule=\"evenodd\" d=\"M202 68H211V69H214V71H215V73H217V74H219L220 75V77H221V84L224 86V87H222V89H220V95H219V100H220V102H221V105L223 104L224 105V109L227 107V95H226V92H227V83H226V80L224 79V77H223V74L220 72V70H218V69H215L216 67H214V66H208V65H202ZM223 81V82H222ZM226 97V98H225ZM221 109H222V107H221ZM221 109H220V111H221ZM225 113H224V116H223V119L221 120V123L223 122V120H224V117H225V115H226V110L224 111ZM221 123H220V125H221ZM214 129H215V131L217 132V130L219 129L218 127L216 128V127H214ZM218 132H220L219 130H218Z\"/></svg>", "mask_w": 264, "mask_h": 264}]
</instances>
